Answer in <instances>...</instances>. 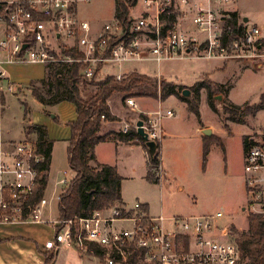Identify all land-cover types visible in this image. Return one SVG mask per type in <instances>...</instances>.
Wrapping results in <instances>:
<instances>
[{
	"label": "built area",
	"instance_id": "1",
	"mask_svg": "<svg viewBox=\"0 0 264 264\" xmlns=\"http://www.w3.org/2000/svg\"><path fill=\"white\" fill-rule=\"evenodd\" d=\"M87 1L0 0V65L79 63L80 74L97 79L103 65L126 61L240 60L250 62L253 68L264 62V34L256 25L241 23L235 32L224 27L232 0H141V14H128L125 30L112 19L95 31L75 13L76 5ZM167 14H174V21L164 28ZM177 19L187 20L191 31L179 29ZM112 76L121 79L120 74ZM2 79L5 76L0 69ZM4 87L8 92L14 90L9 82ZM2 88L0 85V93ZM125 103L135 107L131 98ZM162 115L157 109L153 116L141 120L148 140H159L158 119ZM164 115L173 116L174 112L166 109ZM99 118L105 121L103 115ZM130 129L136 130L135 122H122L119 131ZM43 160L35 141L25 138L10 149H0V222L43 221L46 199L41 197L32 204L26 201L43 173ZM147 166L153 178L159 179V163ZM242 171L246 200L241 209L264 218V135L243 139ZM60 182L62 187L67 183L65 179ZM220 215L165 218L149 215L137 201L130 207L114 203L87 217L73 214L48 219L53 233L42 248L52 254L64 245L80 258L95 257L98 264H236L239 251L233 238L226 242L207 238ZM184 237H188L186 250L181 247Z\"/></svg>",
	"mask_w": 264,
	"mask_h": 264
},
{
	"label": "rangeland",
	"instance_id": "2",
	"mask_svg": "<svg viewBox=\"0 0 264 264\" xmlns=\"http://www.w3.org/2000/svg\"><path fill=\"white\" fill-rule=\"evenodd\" d=\"M241 15L247 17V24H256L258 27H264V0H235L234 2ZM141 0H138L134 8L128 9V14L131 17L138 16L142 12ZM114 0H88L87 2H79L76 5V16L90 24L93 31L98 30L103 24L111 22L113 19ZM179 15H177L178 17ZM240 18V16H238ZM179 22V28L185 31H190L186 27L187 20ZM188 25V24H187ZM216 60L206 59H187L177 58L172 60L160 61L157 66L150 61H136L131 63L139 72L147 74H155L156 68L167 80H176L179 83L189 85L200 75L210 62ZM3 68L9 73L10 80L16 83L20 88L16 91L8 92L5 87L2 88L1 96L2 113L0 116V134L2 137L12 138V143H17L21 134V117L22 113L26 114V121L29 123L35 122L38 117L42 116V106L29 94L24 96L23 91L27 90L31 94V90L44 94L46 88L45 75L42 79L31 81L37 77H41L44 73V65L42 64H5ZM264 68V67H263ZM253 71L247 64L239 60L229 61L224 70L215 69L209 77L214 81H219L224 88L225 94L213 95L211 98L213 104L217 106V113L201 104L200 116L204 120L211 121L221 126L222 123H236L229 121L227 118L230 114H225L221 111V105H229V102L234 105L253 104L258 101L260 92H264V71ZM110 68L103 65V73L109 72ZM137 73V72H136ZM102 75V74H101ZM163 77H150L156 82L162 81ZM221 81V82H220ZM29 84L22 88L21 86ZM157 84V83H156ZM5 86V84H2ZM189 90V86H185ZM113 94L124 95L122 92ZM178 95L186 97L182 103L174 96H169L162 103V116L160 121L162 124L173 126V124L181 125L186 120L183 118L185 114L189 115V106L192 105L196 95L189 91L187 96H183L180 92ZM0 96V97H1ZM117 99L112 100L116 104ZM137 104L143 109L153 111L156 109V101L145 98L137 99ZM171 108L175 113L174 117L165 116L164 110ZM151 113V112H150ZM242 125H231L232 134L222 139L224 146V155L227 158V167L222 160V152L219 146L211 145L209 153L206 155L204 167H201L200 152L194 150L190 145L188 138L166 139L159 146L160 159L166 168V179L162 181V185L157 186L156 183L150 182V201L153 215L161 216H191V215H210L217 211L221 213L216 223L226 224L232 222L236 227L245 228L246 219L243 211L238 208L240 203L246 199L245 192L240 188L237 175H241L243 182V174L241 171V137L242 133H254L250 135H264V110H257L253 115H248L242 119ZM238 123V124H241ZM177 125V126H178ZM222 127V126H221ZM189 133V132H188ZM187 133V134H188ZM55 157L59 155V151L55 150ZM197 156V158L195 157ZM58 174V177L66 178L69 175L68 167ZM133 181L125 184L128 194L134 192ZM180 186V189L177 187ZM132 201V200H131ZM130 201V203H131ZM55 198L51 202L49 212L50 217L55 216ZM47 213H42V217L46 218ZM230 215V219H228ZM179 229V226H176ZM228 230L227 234H222L218 230L212 229L207 238L209 240L226 242L229 238H234L240 229ZM234 231V232H233ZM65 247H61L55 264H66L68 261L74 260L71 255L65 253ZM89 260V259H87ZM94 264L98 262L92 260Z\"/></svg>",
	"mask_w": 264,
	"mask_h": 264
},
{
	"label": "crops",
	"instance_id": "3",
	"mask_svg": "<svg viewBox=\"0 0 264 264\" xmlns=\"http://www.w3.org/2000/svg\"><path fill=\"white\" fill-rule=\"evenodd\" d=\"M138 2V0H137ZM137 2L135 6L137 5ZM235 0H232L231 3L227 6L228 10L230 12H236L237 16H240L238 18V22L246 23L247 17H244V15H241L239 12V9L237 5L234 3ZM134 8V6H133ZM76 13V8H75ZM245 18V21L243 20ZM82 20V19H81ZM176 21V19H175ZM184 21V20H182ZM178 22V21H177ZM179 23V22H178ZM89 24V23H88ZM188 24V25H187ZM186 27H191L190 23L187 22ZM90 25V24H89ZM254 25H256L254 23ZM237 26V25H236ZM258 27V25H256ZM178 27V26H177ZM179 28V27H178ZM260 31L264 34V27H258ZM183 29V28H179ZM191 29V28H190ZM191 31V30H190ZM193 59V58H190ZM196 59V58H195ZM202 59V58H197ZM172 60V59H171ZM206 60H216L212 61L213 63H209L200 74L197 79L193 81L192 84L185 85L182 83L177 82L176 80H167L163 77V75L158 70V67L156 68L155 74H147L146 72H139L137 71L136 67L133 65H130L133 62L136 61H126L122 62L120 64H116L113 66H109L110 71L103 73V67L101 68L102 75H100L99 78L105 75H114V74H120L121 78L130 73V72H137L139 74H143L149 77H163L162 81L171 83L174 85L173 89L174 92H176L177 96L180 89L178 86H192L196 81L201 80L203 78L208 79L209 81L213 83H219V81H214L209 77V74L215 70V69H221L224 70L227 66V63L229 61L233 60H219V59H206ZM150 61V60H149ZM240 61V60H239ZM152 63H155L153 61H150ZM244 64H247L250 69L253 71L260 70L261 68L264 71V62L259 68H253L250 62L247 61H240ZM32 64H38V63H32ZM156 66L158 63H155ZM3 65H0V69L4 72L5 79H2L0 81V85L7 84L8 82L13 85V88L18 90L20 87L12 82L10 80L9 73L3 68ZM43 65V64H42ZM44 73L41 77H37L31 81H36L39 79H42L46 73V67L45 66ZM161 81V82H162ZM29 82L21 86L22 88H25ZM159 82H156L157 85H159ZM221 82V81H220ZM4 87V86H2ZM187 89V88H184ZM13 90V91H16ZM183 90V89H182ZM23 96H27L28 94L32 96L27 90H24ZM263 94L264 92H260L259 96ZM1 96V93H0ZM169 96H174L178 102H183V100H180L175 94H170L166 96L165 98L161 99L159 96V86H157V97L156 98H150V97H124L122 94H112L107 100L106 105L108 107L109 113L115 117V120L112 121H102L99 134H107V133H113L120 130L122 122H135L138 119L139 114H143L144 116H153V112L157 109L161 111L162 109V103L169 98ZM33 97V96H32ZM117 99L116 104L112 102V100ZM214 97V96H213ZM126 98H131L135 104V107L132 108L125 103ZM141 98H145L148 100L156 101V109L153 111L143 109L141 105L137 104V99L140 100ZM2 101L3 97H0V116L2 113ZM37 101V100H36ZM38 102V101H37ZM39 103V102H38ZM207 106L209 109H211L206 101V93L204 89H199L196 94V98L193 101V104L196 105L197 115H194L189 110V115L185 114L183 117L186 121L184 123H181V125L173 124V126H169L166 124H162L160 121V118L158 119V127L160 130V138L157 141V149L158 152V163L161 170V176L159 179H157L154 183H156L157 186L162 185V181L166 179L167 173L166 168H164L161 159H160V149L159 146L162 143V141H165L166 139H177V138H188L190 145L193 146L195 152L196 150L198 153L200 152L199 158L201 159V167H204L205 158L206 155L209 153L211 145L219 146L221 152H222V160L225 162L227 167V158L224 155V146L222 139L230 134H232L231 125H242L238 123H222L221 126L217 125L216 123H212L211 121L204 120L200 116V106L203 104ZM43 114L42 116L38 117V119L35 122H31L30 124H35L42 126L44 128V138L45 140L50 142V152H49V165L48 170L46 172L47 178H46V184L42 193V197L46 199V206L43 207L42 213L46 212L48 215L47 217L43 218V221L35 222V221H18V222H0V264H45V260L47 257L52 256L51 262L48 264H55L56 258L58 256V252L61 247H65V253L67 255H71L73 257L75 264H94L91 262L92 260H98L95 257L87 256L84 258H80L72 248H69L67 246L61 245L55 252L52 254L50 252L45 251L42 248L43 243L50 239L53 233L52 226L47 222L48 219H54L57 216V210H56V203H57V197L60 192V189L62 188L61 180L65 179L67 182L72 177L73 172L69 170V175L66 176V178L58 177L57 172L59 173L60 170H62V173H64V169H61L67 166L66 162V146H67V139L69 137V128L67 126V122L71 121L75 118V109L72 103L61 100L52 104H41ZM215 109H217V106L213 104ZM221 108V107H220ZM170 109L171 108H166ZM165 109V110H166ZM264 110V108H262ZM259 109V110H262ZM151 112V113H150ZM217 113V110H216ZM175 114V113H174ZM26 114L22 113L21 117V134L17 140L21 141L24 138L35 141L36 140V134L35 132H30L28 134L25 133L24 128L26 126H29V123L26 121ZM171 117H174L171 116ZM178 125V126H177ZM120 132V131H119ZM189 132V133H188ZM188 133V134H187ZM250 134H256L254 131ZM249 133H241V157L243 152V139L245 136L250 135ZM244 137V138H243ZM12 138L10 137H2L0 134V149H10L12 148ZM203 145L207 146V152L204 157V162L202 161V147ZM55 150L59 151V155L56 158L55 157ZM93 154L95 157L96 162L101 164H107L112 166L116 173L120 176V184H119V192H120V198L121 203L126 207H130L134 202L141 203L144 210L151 216H157L152 214V207H151V201H150V188L149 185L151 181H148L146 179V174L148 171L147 166V154L146 151L141 147V145L134 139L130 141H118L114 139H105L103 141L97 142L93 147ZM197 158V156H195ZM151 171V170H150ZM241 171H242V164H241ZM243 174V171H242ZM151 179L155 180L153 178V172L151 171ZM237 180L239 183L240 188L244 189V174H243V182L241 179V175H237ZM129 181H133L134 185V192L131 194H128V191L125 188V184ZM153 182V181H152ZM180 189V186L177 187V189ZM246 195V193H245ZM55 198V216L50 217L49 212L51 211L50 206L52 200ZM132 200V201H131ZM246 200V199H245ZM131 201V203H130ZM245 201L243 203H240L238 208L242 210ZM243 211V210H242ZM219 212V211H217ZM160 215V214H159ZM243 215L246 219V212L243 211ZM165 218L171 217V216H164ZM228 219H230V215L227 216ZM217 220V219H216ZM215 220V221H216ZM214 221V229L221 231H227L234 230L232 226H234L236 229H240L241 231H244L245 228L236 227L232 222L222 224V223H216ZM213 229V230H214ZM212 231V230H211ZM209 234V233H208ZM188 239V237H187ZM188 243V241H187ZM188 247V244H187ZM189 248L192 249L193 245L192 243H189ZM96 254V252H95ZM89 259V260H87ZM66 264H73L72 261L66 262ZM98 264V263H97Z\"/></svg>",
	"mask_w": 264,
	"mask_h": 264
},
{
	"label": "trees",
	"instance_id": "4",
	"mask_svg": "<svg viewBox=\"0 0 264 264\" xmlns=\"http://www.w3.org/2000/svg\"><path fill=\"white\" fill-rule=\"evenodd\" d=\"M137 0H114L113 19H117L123 30L128 25V9L136 4ZM164 28L170 27L174 21V14H167L163 17ZM237 25V26H236ZM230 26L235 32L240 29V22L236 12H230V18L224 22V27ZM235 28V29H234ZM229 33L230 35L233 34ZM79 63L69 65H48L45 73L46 88L44 94L31 90V95L39 103L47 105L61 100H66L73 104L75 109V118L67 122L69 128V137L66 146V162L72 177L60 189L57 197L56 218L62 219L73 214L87 217L93 211L99 210L114 203H121L119 184L120 176L115 169L107 164L96 162L93 147L105 139H114L118 141L136 140L146 151L147 164L158 162L157 142H154L155 149L150 152L144 144V141L136 134L135 130L130 129L126 133L119 131L107 134H99L102 121L99 116L103 115L105 121L115 120V117L109 113L106 100L117 92L124 93L125 97H157V86H159V96L161 99L174 92V85L167 82L156 84L154 79L149 76L130 72L124 75L120 80H115L112 75H105L101 78H85L80 74ZM221 84L213 83L206 78L196 81L189 87V91L197 94L199 89H204L208 106L216 112L211 101L215 94L223 92ZM182 91L184 86H178ZM180 100L186 97L177 96ZM196 98V97H195ZM234 105H221V111L230 114L227 119L236 123H241L242 119L248 115H253L257 110L264 108V95L261 94L256 103ZM189 110L197 115L196 105L192 103ZM138 119L144 120L143 114L138 115ZM26 134L35 132V144L39 151L44 155V160L40 165L43 173L38 178V185L32 193L27 196L29 203L36 202L42 197L46 184V172L49 165L50 142L44 138V128L39 125H29L24 128ZM244 138V137H243ZM207 146L202 147V161L207 152ZM148 181L151 179V171L148 169L146 174ZM1 215V210H0ZM234 232V231H233ZM239 251V260L236 264H264V218L254 215H246V229L240 231L233 238ZM187 237L181 242V247L187 249ZM52 256L47 257L45 264L51 262Z\"/></svg>",
	"mask_w": 264,
	"mask_h": 264
},
{
	"label": "water",
	"instance_id": "5",
	"mask_svg": "<svg viewBox=\"0 0 264 264\" xmlns=\"http://www.w3.org/2000/svg\"><path fill=\"white\" fill-rule=\"evenodd\" d=\"M243 20L245 21V18H243ZM181 94L183 96H187L189 94V90L183 89L182 92H181ZM141 123H142V121L140 119H137L135 121V126H136L135 132L144 141V144L147 147V149L150 152H153L154 149H155V144H154L153 141L147 139L146 133L143 131V129L141 127Z\"/></svg>",
	"mask_w": 264,
	"mask_h": 264
}]
</instances>
